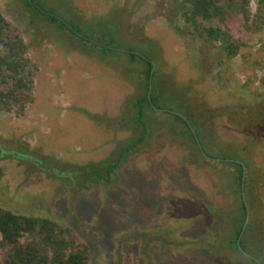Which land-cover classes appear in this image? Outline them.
<instances>
[{
    "label": "rangeland",
    "instance_id": "obj_1",
    "mask_svg": "<svg viewBox=\"0 0 264 264\" xmlns=\"http://www.w3.org/2000/svg\"><path fill=\"white\" fill-rule=\"evenodd\" d=\"M181 1L34 0L60 19L52 23L34 18L22 0H0V13L38 65L24 111L0 112V206L69 226L75 247H91L88 264L239 261L224 245L239 193L230 183L234 171L219 162L235 154L233 147L250 164L252 205L264 222V29L247 31L241 18L228 22L243 45L228 60L186 23ZM102 46L118 51L101 55ZM129 51L155 64L161 112L147 108L154 117L144 145L110 185L95 186L81 165H100L104 182L101 167L140 132L133 102L143 94L147 66ZM165 110L190 119L202 159ZM211 230L223 242L197 244ZM5 257L0 246V264Z\"/></svg>",
    "mask_w": 264,
    "mask_h": 264
},
{
    "label": "trees",
    "instance_id": "obj_2",
    "mask_svg": "<svg viewBox=\"0 0 264 264\" xmlns=\"http://www.w3.org/2000/svg\"><path fill=\"white\" fill-rule=\"evenodd\" d=\"M22 2L34 18L42 20L44 18L52 23L60 21L56 16L36 6L34 0H22ZM252 2L256 7L254 13L251 9ZM179 9L186 23L192 26L197 35L209 42L218 43L219 49L224 52L228 60L235 57L243 46L240 41L233 38L227 27L228 22L241 18L247 31L258 33L264 29V0H182ZM62 24L70 29L64 22ZM70 30L73 32L72 29ZM101 50V55H113L115 51H118L105 46H102ZM129 54L133 59L136 56L139 57L147 66V69L142 72L141 89L143 94L133 102V110L137 119L134 126L138 127L140 132L135 139L119 147L114 162L107 161L105 167H101L104 169L103 175L106 176L104 182H101L100 179L102 172L95 169L97 167L100 170V165L89 163L81 165L80 169L83 168L87 176L86 181L95 186L102 183V185L108 186L112 183V176L131 155L144 145L153 126L154 115L148 116L147 108L152 111L156 110L153 97V78L156 71L154 70L151 74L153 63L145 56L132 51H129ZM37 73L38 65L29 56V45L0 13V112L10 113L16 107L18 112L24 111L35 89ZM150 83L152 86L151 102L148 98ZM191 109L193 108H187L186 112ZM163 112L173 116L174 122H171L173 129L179 124L182 125H179L182 140L189 141L193 156L195 152L202 159L201 154L204 152V147L200 135L194 129V131L191 130L190 119L187 117L185 120L181 115L171 111ZM259 117L264 118V110L259 111ZM202 133L207 134L204 129ZM231 147L233 146L229 148ZM236 150L238 148H232L236 155L233 154L227 159L219 160L234 171L230 183L233 189H238L240 201L239 213L231 220L232 236L230 241L224 245L240 257V260L233 264H264V222L255 217L257 211L252 205L254 184L253 178L250 177V164ZM182 158L187 159V155H183ZM212 163L216 165L217 162L212 160ZM247 209L249 220L244 229ZM218 235H220L218 230L217 232L211 230L207 236L200 238L197 244L211 242V244L217 245L219 240L223 242L221 236ZM73 238V231L69 226L51 218L17 214L0 206V246L6 250L3 264H88L91 258V247L88 245L75 247ZM223 239L225 240L226 237ZM248 249H251L250 251L255 254V257L261 255L262 261L254 259L252 252ZM245 253H249L250 256Z\"/></svg>",
    "mask_w": 264,
    "mask_h": 264
},
{
    "label": "water",
    "instance_id": "obj_3",
    "mask_svg": "<svg viewBox=\"0 0 264 264\" xmlns=\"http://www.w3.org/2000/svg\"><path fill=\"white\" fill-rule=\"evenodd\" d=\"M156 66H155V64L153 63V70H154V68H155ZM153 70L151 71V74L153 73ZM151 83H150V89H149V93H148V98H149V100H150V94H151ZM150 102H151V100H150ZM157 111H160L161 112V110H159V109H157L156 107H154ZM180 115V114H179ZM182 116V115H181ZM185 120H186V118L184 117V116H182ZM191 130L192 131H194L193 130V128L191 127ZM198 141V140H197ZM200 145V144H199ZM204 153V152H203ZM214 160V159H213ZM244 175H245V168H244ZM248 220H249V211H248V209H247V219H246V225H247V223H248ZM246 225H245V227H246Z\"/></svg>",
    "mask_w": 264,
    "mask_h": 264
}]
</instances>
